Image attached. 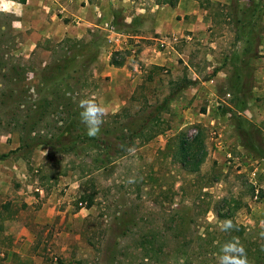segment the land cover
Listing matches in <instances>:
<instances>
[{"label": "rangeland", "instance_id": "374dc122", "mask_svg": "<svg viewBox=\"0 0 264 264\" xmlns=\"http://www.w3.org/2000/svg\"><path fill=\"white\" fill-rule=\"evenodd\" d=\"M212 1L228 3L230 0ZM239 1L249 9L244 28L235 31L222 6L214 4L207 9L213 30L207 32L203 43L195 36L184 40L191 31L174 32L180 37L175 49L183 59L190 61L201 78L211 75L215 68L227 71L215 91L217 102L229 92L227 78H230L231 91L240 90L243 84L249 89L250 96L246 99L230 100L233 115L223 117L227 107L213 103L208 116H200L208 103L205 88L201 87L194 89L195 94L193 90H184L180 93L178 108L161 113L164 119L161 135L150 142L137 143L112 163L102 161L100 164L98 161L105 157L103 148L94 149L90 144L68 147L64 144L67 141L55 139L52 145L31 144L26 160L29 182L42 186L43 197L51 192L58 197L68 188L69 180L82 178L78 187H70L68 197L73 198L70 203L76 210L79 202L86 208L92 204L91 212L83 217L57 216L39 223L33 244L38 252H27L21 260L14 257L5 260L0 256V264H218L221 247L233 238L244 247L248 264H264V0ZM88 2L97 5L107 16L115 9L125 23L132 24L128 31L118 30L119 26L115 25L117 31L129 35L120 45L117 56L120 50L130 52L126 45L149 41L135 37L140 32L144 35V30L136 25L142 18L144 27L151 26L152 14L166 5L157 0ZM12 17L11 12L0 11V151L7 146L14 147L13 139L19 145L21 136L29 141V134L30 137H59L61 122L57 117L61 114L50 113L64 100V96L56 101L55 97L64 95L61 87L66 80L64 76H54L47 83L41 79V69L56 57L60 40L57 37L41 39L30 52L24 45L28 31L13 32ZM105 18L96 17L93 23ZM91 27L100 33L93 38L96 39L93 44L85 48L70 43L75 46L76 54L68 68H78L79 72L70 80L69 87L74 90L66 92L65 97L73 100L88 98L87 90L91 86L88 70L84 68L87 60L82 56L87 51H95L98 39L105 42L106 38L105 30ZM251 29H255L260 38L257 43L247 44L243 37L249 35ZM91 37L86 36L83 42ZM210 42H215V46ZM175 71L177 76L184 71L180 61ZM169 72H157L155 81L150 83L159 91L152 93L146 88L143 93V89L135 100L142 103V96L147 93L150 99L161 97L167 90L164 81L170 78ZM128 88L121 86L119 91L127 97ZM135 100L131 101L129 111L137 113ZM34 103H40V109H35ZM49 105L47 114L38 113ZM212 116L218 118L219 124L216 121L210 129L204 125ZM236 117L250 123L248 129L237 131ZM106 119H109L107 114L103 120ZM198 130L207 138V154L194 172L180 165L176 153L181 135L190 138ZM213 130L221 131V139L233 160L228 161L224 150L215 147ZM18 154L14 152L9 156ZM9 180L6 192L0 191V229L21 228L32 223L35 217V210L20 203L15 192L21 182L16 181L14 175ZM224 220H231L235 227L222 231L220 225ZM238 227L243 228L241 233ZM4 241L0 235V244L6 245Z\"/></svg>", "mask_w": 264, "mask_h": 264}, {"label": "crops", "instance_id": "0c3cea01", "mask_svg": "<svg viewBox=\"0 0 264 264\" xmlns=\"http://www.w3.org/2000/svg\"><path fill=\"white\" fill-rule=\"evenodd\" d=\"M88 1L26 0L24 3H20L15 0V3L21 6V14L17 15L15 11L11 12L13 15L11 28L13 32L28 31V38L25 40L24 45L30 52L37 47L41 39L45 40L50 37H57L58 40L64 38L85 40V37L91 34L90 32L95 31L91 26L107 32L106 24H110L112 14L109 16L105 15L102 9L98 8L97 5L90 4ZM207 11V9L199 6L197 0H179L175 6L166 4L157 8L151 16V26L144 27L143 23L145 20L142 18H140L139 24H135L139 30H144V33H142L144 35H141L140 32L139 34L136 33L135 37L147 38L149 41H142V43L138 44L134 42L133 46L126 45L130 52L126 50L122 53V50H120L119 56H117V52L120 47L111 45L108 42L107 32L105 42L98 40L96 52L87 69L91 82V86L87 90L88 98L94 99L96 103L105 107L109 118L116 114L120 116L123 113H127L128 115L126 116H131L135 113L129 111L131 108L130 103L137 98V93L141 95L143 89V93L147 91L146 88L152 93H156L159 88L153 85L152 87L150 86V83L155 81V74L157 72L162 74L170 71V78L164 81L167 84V90L161 97L157 95L150 99L149 93H147L142 96L144 98L142 103L139 100L133 101L137 102L138 112H147L151 106L159 103L169 93H172L168 107L158 115V119L161 120V113L171 111L173 107L175 109L176 107L178 108L181 98L180 93L184 90H193V94H195L194 89L198 90V88L203 87L207 94L208 103L199 115L202 117L208 116L211 105L213 103L217 105L215 91L222 83L223 78H226L227 71L215 68L211 75L201 78L191 67L190 61L183 59V55L175 47L163 48L158 45L160 33L170 32L175 34L174 32L182 33L185 30L192 33L185 35L184 40H192L195 36L203 43L204 39H207V32L213 30L211 26L212 17ZM102 16L106 18L99 20L100 22L98 23H93L96 17L100 19ZM14 23L19 26L14 27ZM96 31L98 30L96 29ZM152 33L156 34L152 35ZM209 44L213 47L215 46V42H210ZM113 55L121 61V64L115 65L111 63ZM179 61L183 64L184 71L177 76L178 72L175 69L178 67ZM186 81L189 84L184 86ZM126 85L129 86V95L127 97L123 95L122 91H119L121 86L124 87ZM129 100L130 102H128ZM144 108L145 111H143ZM225 113L223 117L226 118ZM212 117L204 125L210 129L214 127L218 120L217 117ZM217 124H219L218 121ZM219 130L221 129L219 128ZM162 132L156 134L147 142L152 141L161 135ZM147 142L139 143V145ZM206 142L207 138L204 135L205 149ZM11 143L12 146H15H7L6 150L0 151V154L7 153L18 146L14 139ZM26 160L27 156L19 154L0 160V191L6 192L10 185L9 179L14 175V179L16 178V181L21 182L15 191L20 197V203L27 208L35 210V217L32 223H27L21 228L11 227L8 229L3 227L0 229V235L5 240L4 243H6V245L0 244V256L5 258V260L8 257L21 260L27 252L32 253L33 250L38 252V248L37 250L34 249L36 247L33 244L37 240L35 228L38 227L39 223L54 220L57 216L64 218L67 215L69 219L75 216L83 217L90 213L92 208L91 204L90 207L86 208L83 206L84 208L79 207L76 210L70 203L72 198L68 197L70 187H78L82 183V178H75L74 181L69 180V186L66 190L64 189L65 192L61 196L56 197L54 192L47 193L45 197L39 195L34 190L35 184L30 183L29 179H27L29 178V168ZM59 190L60 188L57 189V191Z\"/></svg>", "mask_w": 264, "mask_h": 264}, {"label": "trees", "instance_id": "16d2710c", "mask_svg": "<svg viewBox=\"0 0 264 264\" xmlns=\"http://www.w3.org/2000/svg\"><path fill=\"white\" fill-rule=\"evenodd\" d=\"M20 3H24L26 0H16ZM179 0H157V3L160 4H168L170 6H175L178 3ZM199 3V6L205 9L211 8L214 4L217 6H222V12L226 14V18H228V22L232 23L233 28L238 30V28H244L246 25V16L248 13V7L245 6L243 3H240L239 0H230L228 3H214L212 0H197ZM223 13V15H224ZM112 19L110 23L115 27L117 25L119 27L118 30H124L128 31L132 26L129 23H125L123 21L124 19L120 17V14L118 11L113 9L111 11ZM255 24V23H254ZM253 24V25H254ZM115 27V28H116ZM135 27V26H134ZM263 28L262 26L260 29ZM249 35H245L244 42H254L257 43V41L260 38V35L257 34L255 29H251L248 32ZM91 40L84 43L81 39H70V38H64L60 40V47L58 48V53L56 54V57L53 58V60L50 63H47L45 65V69L41 73V79L43 82L50 81L51 78H54V76H61L66 78L63 87H61L62 94L64 95H58L56 94L55 101L58 100L60 96H64V100L61 101L54 107V110L50 113L54 115L55 113H60L61 115H58L57 121L60 123V135L59 137H55L54 135H50L49 138H41V137H30V134L28 135V140L20 137V144L13 150H10L7 153H1L0 154V160L8 157L10 153L18 152L19 155L27 156L30 152V149L32 147L31 144H35L36 146L39 144H48L52 145L55 143H52V140L62 141L66 142L64 144H68L67 146H75L74 144H90V147H94V149H99L100 147L103 148L105 157H101V160L98 162L102 164L103 162H109L112 163L116 161V159L119 156L124 155L127 153L130 149H132L137 143H143L149 141L152 137H154L156 134L162 132L164 130V127H161V124L163 123L164 119H158V115L160 112H162L164 109L168 107L169 102L171 101L172 93H169L163 100H161L159 103H156L155 105L151 106L148 109V111L144 114L141 112H137L134 115L126 116L127 113H123L120 116L118 114L114 115L113 118H109L106 120H103V124L101 125V131L98 136L96 137H89L86 134V128L83 126V124H79L76 122L80 121L79 113L81 109L78 107L79 99L73 100L71 98L65 97L66 92H72L74 89L72 86L69 87L70 80L74 79L75 73L78 74L79 69L75 67H69V63H74V48L75 44L84 46L85 48L93 44L96 39H93L94 37H99L100 33L98 31H93L90 34ZM98 39V38H97ZM99 40V39H98ZM100 41V40H99ZM98 41V42H99ZM82 42V43H81ZM70 43H74L70 44ZM97 47V46H96ZM247 48L244 49V52H246ZM84 51V50H83ZM85 52V51H84ZM92 52V53H91ZM95 51H87L82 56L86 61L84 68L88 69L89 63L94 55ZM83 54V53H82ZM79 55V52H78ZM252 56L251 58H253ZM111 63L115 65L121 64V61H119L114 55L111 58ZM51 71V72H50ZM50 72V73H48ZM53 76V77H52ZM60 77V78H61ZM61 81V80H60ZM228 86H229V92L230 90V78H227ZM78 84V81L76 82ZM188 81L184 83V86L188 85ZM246 85L243 84L241 86L240 90H237L235 92L231 91L232 94L231 100H242L246 99L248 95L250 96L249 89L246 90ZM64 91V92H63ZM60 94V93H59ZM75 98V97H74ZM38 100L43 101L44 99L39 98ZM45 102V101H44ZM235 102V101H234ZM52 101H50V104ZM52 105V104H51ZM51 105L45 106L43 111H39L38 113H41L42 115L48 113V109L51 108ZM35 109H40V103H34L32 105ZM32 108V107H31ZM59 110H56V109ZM41 115V116H42ZM63 115V116H62ZM235 129L237 131L243 132L246 128L248 129V126L250 123H248L246 120L236 117L235 121ZM79 126V127H78ZM77 127L79 128L77 131ZM112 131V132H111ZM113 133V135H111ZM110 140H113L114 142H111ZM62 145V143H61ZM243 146L246 147V145L243 143ZM256 146V145H255ZM207 151L205 149L204 145V133L200 130H198L194 135H192L190 138L185 136L184 134L181 135L179 140V151L178 154L176 153V157L180 165L184 168H187L190 171H196L199 169L201 163L204 161L206 157ZM103 161V162H102ZM228 217V216H227ZM226 217V218H227ZM240 229V233L243 231L242 227H238Z\"/></svg>", "mask_w": 264, "mask_h": 264}, {"label": "clouds", "instance_id": "9594fccd", "mask_svg": "<svg viewBox=\"0 0 264 264\" xmlns=\"http://www.w3.org/2000/svg\"><path fill=\"white\" fill-rule=\"evenodd\" d=\"M20 8L21 6L16 4L15 0H0V11H15L17 15H20ZM17 26L19 25L14 23V27ZM78 107L81 109L79 113L80 122L85 126L86 134L89 137L98 136L101 131V125L104 122L103 118L107 114L105 107L96 103L92 98L81 99ZM129 182L132 181L130 180ZM234 227L231 220H224L220 225L222 231H229ZM218 264H248L245 249L237 239L233 238V240L226 242L221 247Z\"/></svg>", "mask_w": 264, "mask_h": 264}, {"label": "built area", "instance_id": "2783aa9c", "mask_svg": "<svg viewBox=\"0 0 264 264\" xmlns=\"http://www.w3.org/2000/svg\"><path fill=\"white\" fill-rule=\"evenodd\" d=\"M106 30L108 32V42L111 45H116L117 47H120V45L123 43V40L126 39V35L122 32H119L116 30V28L110 23L106 24ZM180 41V37L177 34H170V35H162L159 37V46L163 47V48H173L174 45L176 43H178ZM231 93L230 92H226L224 93L219 101L217 102L218 106H225L227 107L226 110V117H231L233 115V110H232V106H231ZM241 113V112H240ZM242 114V113H241ZM213 134L214 136V140H215V147L218 149H222L225 152L226 158L228 161L233 160V155L231 154V152L229 150H227L226 146L223 143V140L221 139V131H214L213 130ZM34 190L39 194L42 195L44 193V189L42 188V186L40 185H35ZM78 205L80 207H83V203L79 202Z\"/></svg>", "mask_w": 264, "mask_h": 264}]
</instances>
